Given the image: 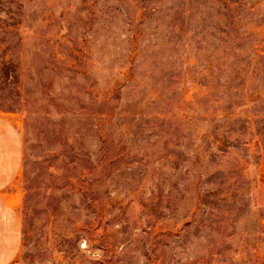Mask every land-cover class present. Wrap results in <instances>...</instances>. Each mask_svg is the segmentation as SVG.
<instances>
[{
	"label": "rangeland",
	"instance_id": "374dc122",
	"mask_svg": "<svg viewBox=\"0 0 264 264\" xmlns=\"http://www.w3.org/2000/svg\"><path fill=\"white\" fill-rule=\"evenodd\" d=\"M15 165L0 264H264V0H0Z\"/></svg>",
	"mask_w": 264,
	"mask_h": 264
},
{
	"label": "crops",
	"instance_id": "0c3cea01",
	"mask_svg": "<svg viewBox=\"0 0 264 264\" xmlns=\"http://www.w3.org/2000/svg\"><path fill=\"white\" fill-rule=\"evenodd\" d=\"M9 125H12L9 123ZM17 130V128H16ZM18 131V130H17ZM7 174L2 175L0 178V210L5 212H11L15 215L19 208V203L15 199V195L19 193V185L18 181L15 180L13 175L15 173L18 174L19 167L18 165H15L14 168H10V170H7ZM10 172V173H9ZM262 194L264 197V179L262 183ZM14 219L12 220V224L10 222H6V235L11 237V239H14L15 236L18 235V228H17V222H14ZM9 232V233H8ZM5 237V236H4Z\"/></svg>",
	"mask_w": 264,
	"mask_h": 264
}]
</instances>
